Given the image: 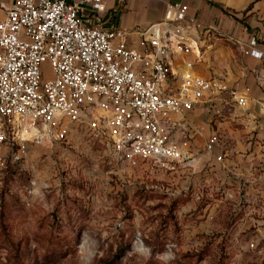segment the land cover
<instances>
[{
	"label": "built area",
	"instance_id": "2783aa9c",
	"mask_svg": "<svg viewBox=\"0 0 264 264\" xmlns=\"http://www.w3.org/2000/svg\"><path fill=\"white\" fill-rule=\"evenodd\" d=\"M108 1L0 0V178L8 146L26 150L29 143L64 139L72 130L106 144L116 162H149L156 175L176 172L191 160L189 128L177 115L207 103L224 117L218 100L234 102L244 114L239 82L206 78L187 58L200 57L194 30L218 28L203 24L187 4L173 2L163 21L132 39L121 26L104 27L110 10L126 8L129 0H116L111 8ZM258 43L251 37L249 52L263 58ZM216 145H225L219 132L206 148ZM165 184L156 178L153 187L174 188ZM246 250L264 254L256 238Z\"/></svg>",
	"mask_w": 264,
	"mask_h": 264
},
{
	"label": "rangeland",
	"instance_id": "374dc122",
	"mask_svg": "<svg viewBox=\"0 0 264 264\" xmlns=\"http://www.w3.org/2000/svg\"><path fill=\"white\" fill-rule=\"evenodd\" d=\"M3 154L0 264H264L249 235L234 236L232 202L157 190L149 162H116L76 130ZM169 250L174 259L157 258Z\"/></svg>",
	"mask_w": 264,
	"mask_h": 264
},
{
	"label": "crops",
	"instance_id": "0c3cea01",
	"mask_svg": "<svg viewBox=\"0 0 264 264\" xmlns=\"http://www.w3.org/2000/svg\"><path fill=\"white\" fill-rule=\"evenodd\" d=\"M173 2L187 4L190 13L203 24L220 31L192 32V39L200 47V57H187L195 62L194 70L206 78H222L231 85L239 82L247 106L242 115L234 102L221 105L218 100L215 104L224 108V117L216 116L212 104L207 103L196 105L183 116L177 115V120L189 128L191 160L179 165L176 172L158 173L157 179L174 186L179 184L184 196L195 189L201 191L202 197H219V202L214 203L216 209L220 203L225 204L224 200L232 202L234 236L238 238L244 231L242 237L256 238L263 247L264 56H251L249 41L255 36L258 49L264 52V0H129L126 8L110 10L111 20L104 27L121 26L131 32L132 39H138L141 31L163 21L167 4ZM115 3L116 0H109L108 6ZM196 51L199 52L197 48ZM214 132L221 134L225 145L207 150ZM218 156H222L221 161Z\"/></svg>",
	"mask_w": 264,
	"mask_h": 264
},
{
	"label": "clouds",
	"instance_id": "9594fccd",
	"mask_svg": "<svg viewBox=\"0 0 264 264\" xmlns=\"http://www.w3.org/2000/svg\"><path fill=\"white\" fill-rule=\"evenodd\" d=\"M145 252L150 255L151 254V249L150 248H145ZM158 259H162L164 261H170L172 259H174V254L169 250V251H166L165 253L163 254H158Z\"/></svg>",
	"mask_w": 264,
	"mask_h": 264
},
{
	"label": "trees",
	"instance_id": "16d2710c",
	"mask_svg": "<svg viewBox=\"0 0 264 264\" xmlns=\"http://www.w3.org/2000/svg\"><path fill=\"white\" fill-rule=\"evenodd\" d=\"M182 196L185 197V198H189V195H186V196L182 195Z\"/></svg>",
	"mask_w": 264,
	"mask_h": 264
}]
</instances>
